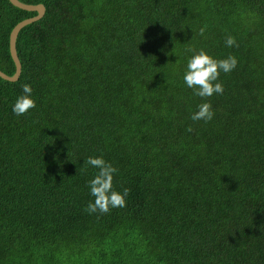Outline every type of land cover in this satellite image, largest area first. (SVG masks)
I'll return each instance as SVG.
<instances>
[{
    "label": "trees",
    "instance_id": "16d2710c",
    "mask_svg": "<svg viewBox=\"0 0 264 264\" xmlns=\"http://www.w3.org/2000/svg\"><path fill=\"white\" fill-rule=\"evenodd\" d=\"M20 1L45 13L18 34V80L0 77V264H264V0ZM36 14L0 0L8 75ZM192 48L237 57L223 94L186 85ZM204 102L213 119L193 121ZM90 156L125 207L85 212Z\"/></svg>",
    "mask_w": 264,
    "mask_h": 264
},
{
    "label": "clouds",
    "instance_id": "9594fccd",
    "mask_svg": "<svg viewBox=\"0 0 264 264\" xmlns=\"http://www.w3.org/2000/svg\"><path fill=\"white\" fill-rule=\"evenodd\" d=\"M205 31L206 26L201 27L200 35L203 36ZM225 44L228 47H238L235 37L231 35L226 37ZM189 51H193L195 54L187 62L183 79L186 85L194 90L193 94L201 98H208L213 94H223V84L217 81L221 72L229 73L237 67V57L235 55H229L225 59H217L204 49H200L197 52L192 48ZM32 92L33 88L30 84L26 83L23 85V94L17 97L13 105V113L15 115H25L28 111L36 107V100L31 95ZM198 109L191 116L193 121L203 120L209 122L213 119L214 110L210 102H204L198 105ZM187 131L191 132L193 128L189 126ZM84 165L85 170L89 165L99 169L95 177L88 182L90 194L95 199L87 204L85 212L89 214L97 212L107 214L112 208L125 207L126 197L129 195L130 190L124 188L123 192H120L116 191L113 187L114 174L118 172V169L111 163L106 162L102 156H90L84 161Z\"/></svg>",
    "mask_w": 264,
    "mask_h": 264
},
{
    "label": "water",
    "instance_id": "95a60500",
    "mask_svg": "<svg viewBox=\"0 0 264 264\" xmlns=\"http://www.w3.org/2000/svg\"><path fill=\"white\" fill-rule=\"evenodd\" d=\"M9 1L13 5L21 9L37 12L35 16L28 17V18H25L19 21L10 32L9 50H10V54H11L12 60L15 65V72L12 75H8L2 70H0V77L8 81H16L21 75V69H22V64L20 62V59L17 54V49H16V40H17L18 34L23 27L43 17L45 13V6L41 3L29 4V3L22 2L20 0H9Z\"/></svg>",
    "mask_w": 264,
    "mask_h": 264
}]
</instances>
